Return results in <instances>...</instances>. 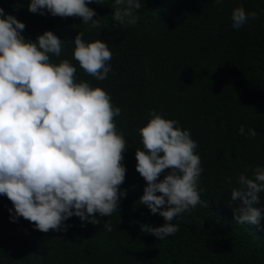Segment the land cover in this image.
I'll return each mask as SVG.
<instances>
[{
	"label": "trees",
	"instance_id": "obj_1",
	"mask_svg": "<svg viewBox=\"0 0 264 264\" xmlns=\"http://www.w3.org/2000/svg\"><path fill=\"white\" fill-rule=\"evenodd\" d=\"M114 2L88 5L97 13L94 19L102 20L93 28L78 17L30 13V0H0L6 14L26 25V40L36 42L51 31L67 42L60 57L50 55L51 62L69 60L77 82L111 96L121 109L117 131L128 144L120 186L126 198L110 216L96 214L99 225L71 217L64 222L66 231L43 233L22 217L12 222L13 205L0 195V264H264V219L259 227L237 223L238 203L231 201L238 176L251 177L252 169L264 167V0H140L137 23L117 27ZM236 7L255 11L258 18L235 30ZM78 32L87 42L108 44L112 71L105 80L86 74L73 58ZM151 110L178 121L197 142L203 169L198 188L208 202L174 218L179 231L163 240L140 227L164 223L139 201L146 182L136 171L135 152L143 150L139 129ZM250 128L257 131L254 139L247 135ZM259 197L255 206L264 215V192ZM106 221L111 231L104 228Z\"/></svg>",
	"mask_w": 264,
	"mask_h": 264
},
{
	"label": "clouds",
	"instance_id": "obj_2",
	"mask_svg": "<svg viewBox=\"0 0 264 264\" xmlns=\"http://www.w3.org/2000/svg\"><path fill=\"white\" fill-rule=\"evenodd\" d=\"M93 3L99 0H30L27 10L41 16L78 17L99 28L102 20L94 19L97 13L88 6ZM112 8L115 27L139 20L135 13L140 0H115ZM257 18L255 11L236 7L232 27L239 30ZM25 28L0 7V195L13 205L12 222L22 217L43 233L66 231L64 222L71 217H78L82 225H99L96 214L110 216L121 197L126 198L120 186L126 176L122 161L128 144L115 123L121 109L106 91L77 82V69L69 60L51 62L50 55L60 57L66 41L45 31L32 42L22 35ZM83 37L78 32L72 42L73 58L86 74L103 81L112 71L108 62L113 54L107 43ZM149 116L139 129L143 150L135 152L136 171L146 182L139 201L164 223L140 227L163 240L179 231L174 218L197 205L207 207L208 202L200 198L203 169L190 131L155 110ZM239 134H245L243 125ZM247 135L254 139L257 131L250 128ZM165 170L169 171L160 179ZM251 171V177L238 176L231 201L238 203L233 210L237 223L259 227L264 215L255 205L264 192V167ZM104 228L111 231V222L106 221Z\"/></svg>",
	"mask_w": 264,
	"mask_h": 264
}]
</instances>
